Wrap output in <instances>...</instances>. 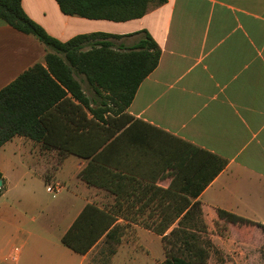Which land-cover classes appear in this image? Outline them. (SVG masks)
<instances>
[{"label": "crops", "instance_id": "1", "mask_svg": "<svg viewBox=\"0 0 264 264\" xmlns=\"http://www.w3.org/2000/svg\"><path fill=\"white\" fill-rule=\"evenodd\" d=\"M21 6L61 42L92 33L134 34L113 40L125 45L143 38L142 31L152 38L159 62L125 111L130 122L110 139L118 141L109 167L124 175L111 182L125 183L129 200L146 199L143 187L150 184L167 189L180 160L179 149L165 158V134L210 153L223 167L198 197L210 225L205 264H255L264 249V0H167L125 22L64 15L55 0H21ZM45 54L36 38L0 20V90L33 65H44ZM86 164L73 155L58 164L55 149L20 136L0 148V198L17 192L16 208H0V264H99L96 247H108L103 238L84 255L61 242L88 204L117 216L123 226L108 264L119 254L124 264L164 261L162 237L121 218L147 211L118 205L113 194L89 186L79 174ZM52 183L62 185L59 194L46 191ZM6 227L14 234L3 233ZM12 238L21 244L13 245ZM148 239L160 247L151 250ZM213 250L219 252L215 258Z\"/></svg>", "mask_w": 264, "mask_h": 264}, {"label": "trees", "instance_id": "2", "mask_svg": "<svg viewBox=\"0 0 264 264\" xmlns=\"http://www.w3.org/2000/svg\"><path fill=\"white\" fill-rule=\"evenodd\" d=\"M64 15L89 20L125 22L139 19L167 0H55ZM0 20L14 30L31 35L46 49L43 64L37 63L0 90V148L16 136L44 149L57 151V163L73 155L86 160L79 173L92 187L115 196L116 204H127L143 215H122L161 236L165 259L161 264H205L211 243L202 237L199 195L222 169L223 163L203 150L169 135L165 158L179 149L180 167L167 189L147 185L146 199L125 198V183H113L123 172L110 169L117 141H110L130 122L125 114L141 82L156 68L160 49L145 32L132 45L115 43L131 35L82 34L61 42L28 18L21 0H0ZM78 78H81L78 79ZM85 82L90 96L82 88ZM120 115V118H115ZM114 116V117H112ZM125 119V120H123ZM124 132V131H123ZM113 177V178H112ZM0 196L3 180L0 174ZM137 190L138 185H130ZM145 194V195H146ZM147 209V210H146ZM240 223L242 219L219 212ZM118 217L88 204L61 239L76 254H86L101 238L114 254L123 226Z\"/></svg>", "mask_w": 264, "mask_h": 264}, {"label": "rangeland", "instance_id": "3", "mask_svg": "<svg viewBox=\"0 0 264 264\" xmlns=\"http://www.w3.org/2000/svg\"><path fill=\"white\" fill-rule=\"evenodd\" d=\"M81 80V78H78ZM82 85H83V88H84V91L87 93V95L90 96V89L88 87V85L85 83V82H82ZM41 155H46L45 153H40V156ZM5 188V185H3V190ZM15 194H17V192L13 191L10 193V196L9 198H6V199H3V198H0V208H4V207H12V208H16L17 206L13 205L15 203V199L17 198V195H16V198H15ZM39 194L40 193V189H39ZM201 219L206 227V234L202 235V237L206 238L207 240L209 239V232H208V228L210 227V225L206 222V218H205V215L204 213L202 212L201 214ZM8 226V225H6ZM27 227H30L31 225H26ZM26 227V228H27ZM218 227L219 225H215V228H217L218 230ZM10 231V232H9ZM14 229L13 228H8L6 227L5 231H3V233H5L8 237L13 235L14 234ZM21 237V235H18ZM21 238H12L11 239V242L13 243V245H16V246H19L21 244L20 242ZM124 243H128V238L126 237L124 239ZM148 244L150 245V249L151 250H156L157 248L160 247V244H159V241L156 242H153V241H149L148 239ZM157 244V245H156ZM161 249V248H160ZM95 251H97V254L94 256V259L96 260V262L98 261L99 264H108V256L109 255V248L108 247H99V245L96 247ZM213 253V257L215 258L216 255L218 256L219 252L213 250L212 251ZM115 264H124V259H123V254H119L116 258H115ZM255 264H264V249H261L260 251V256H258V259L257 261L255 262Z\"/></svg>", "mask_w": 264, "mask_h": 264}, {"label": "built area", "instance_id": "4", "mask_svg": "<svg viewBox=\"0 0 264 264\" xmlns=\"http://www.w3.org/2000/svg\"><path fill=\"white\" fill-rule=\"evenodd\" d=\"M62 185L59 183H52L46 187V191L50 194L57 195L62 191Z\"/></svg>", "mask_w": 264, "mask_h": 264}, {"label": "water", "instance_id": "5", "mask_svg": "<svg viewBox=\"0 0 264 264\" xmlns=\"http://www.w3.org/2000/svg\"><path fill=\"white\" fill-rule=\"evenodd\" d=\"M0 186H1V181H0Z\"/></svg>", "mask_w": 264, "mask_h": 264}]
</instances>
